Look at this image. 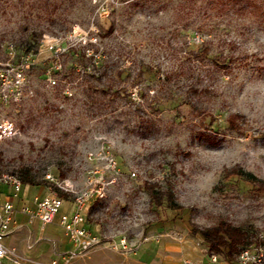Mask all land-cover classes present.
I'll return each instance as SVG.
<instances>
[{"label": "rangeland", "instance_id": "374dc122", "mask_svg": "<svg viewBox=\"0 0 264 264\" xmlns=\"http://www.w3.org/2000/svg\"><path fill=\"white\" fill-rule=\"evenodd\" d=\"M7 42L35 63L28 95L3 109L19 133L0 142V176L27 173L38 184L12 199L21 214L2 264H203L191 224L220 218L264 250V189L224 173L240 167L264 180V0H0ZM49 45L64 51L55 57ZM104 153L119 174L84 214L102 243L65 260L63 206L44 226L21 208L52 191L70 202L45 175L79 190ZM145 180L171 190L182 209L152 206ZM121 236L128 251L115 246Z\"/></svg>", "mask_w": 264, "mask_h": 264}, {"label": "built area", "instance_id": "2783aa9c", "mask_svg": "<svg viewBox=\"0 0 264 264\" xmlns=\"http://www.w3.org/2000/svg\"><path fill=\"white\" fill-rule=\"evenodd\" d=\"M5 50L4 60H0V142L14 138L19 129L15 121L4 115L3 109L8 105L19 104L29 93L28 72L33 67L34 57L29 52L17 53L14 43L7 42L0 44ZM48 48L57 57L64 51V48L56 45H49ZM95 158L88 153V159ZM100 158L104 159L101 168L93 171V178L88 180L85 187L74 190L72 184L67 180L59 181L51 173H47L45 178L54 183L57 187L63 188L67 193H71L72 208L70 211H63L59 214L58 224L62 228L67 240L71 244V249L63 256L65 260L83 255L90 249L102 243V237L86 224L85 209L91 201L101 203L107 198L109 186L115 181L119 174L116 161L110 154L104 153ZM110 172L111 179H105V173ZM134 175V173H131ZM0 183L6 187L7 196L0 200V264L2 259L8 257L7 247L4 245V238L13 230L15 224V206L12 199L18 197L22 182L20 178L13 174L0 176ZM34 208L24 205L21 212L29 215L32 219L38 220L43 226L54 221L64 200L57 192H49L43 196L33 198ZM147 238V237H145ZM153 240L159 241L161 234L153 235ZM116 248L121 251H128L129 242L125 236H121L114 242ZM13 254V250L10 251ZM264 250L262 247L243 248L231 261L221 259L219 255H207L206 263L203 264H262ZM13 263L18 261L13 258ZM180 264H202L190 258H184Z\"/></svg>", "mask_w": 264, "mask_h": 264}, {"label": "trees", "instance_id": "16d2710c", "mask_svg": "<svg viewBox=\"0 0 264 264\" xmlns=\"http://www.w3.org/2000/svg\"><path fill=\"white\" fill-rule=\"evenodd\" d=\"M89 54L92 56V53ZM84 73L90 74L92 71L85 67ZM119 75H123V72H120ZM128 96L131 97L130 94ZM236 116L232 115L228 119L229 127H235L234 119ZM224 173L225 176L235 175L260 190L264 189V180L240 167L226 169ZM19 178L22 185L34 186L38 184L34 177L27 173ZM142 188L148 194L152 206L172 210L182 209L181 205L176 202L173 192L169 189H162L158 182L145 180L142 182ZM59 196L64 197V194L59 192ZM190 231L192 235L198 236L202 240L208 255L216 254L226 261H231L240 250L256 242L250 238L246 230L224 218H220L215 224L206 227L191 224Z\"/></svg>", "mask_w": 264, "mask_h": 264}, {"label": "crops", "instance_id": "0c3cea01", "mask_svg": "<svg viewBox=\"0 0 264 264\" xmlns=\"http://www.w3.org/2000/svg\"><path fill=\"white\" fill-rule=\"evenodd\" d=\"M0 186H1V192L2 193H4L5 195H7V190H6V187L3 185V184H1L0 183ZM24 191H25V188L23 187V185H22V187H21V190H20V193H19V195L18 196H21V195H24ZM34 191L33 190H30V194H32ZM44 194H41L40 196H43ZM37 196V195H36ZM35 197V196H34ZM33 197V198H34ZM31 202H30V207H32V208H34V203H33V201L32 200H30ZM71 208H72V204H71V202H69V201H64V203H63V210L60 212V213H62L63 211H70L71 210ZM18 212L19 211H17L16 210V212H15V220H18V215H20V214H18ZM85 212H86V209H85ZM21 216H23L24 217V215H21ZM39 222V221H38ZM15 226V225H14ZM15 227H13V229H14ZM64 233V232H63ZM65 235V234H64ZM67 238V237H66ZM70 247H71V244H70Z\"/></svg>", "mask_w": 264, "mask_h": 264}]
</instances>
